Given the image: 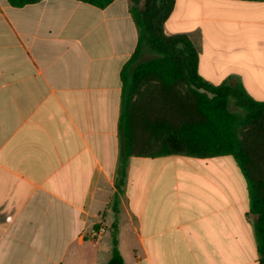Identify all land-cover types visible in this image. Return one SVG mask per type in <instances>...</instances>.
Here are the masks:
<instances>
[{
    "label": "crops",
    "instance_id": "1",
    "mask_svg": "<svg viewBox=\"0 0 264 264\" xmlns=\"http://www.w3.org/2000/svg\"><path fill=\"white\" fill-rule=\"evenodd\" d=\"M131 7L0 0V264H107L114 233L126 264H259L230 156L132 157L112 208ZM164 32L192 40L204 80L264 102V1L176 0Z\"/></svg>",
    "mask_w": 264,
    "mask_h": 264
},
{
    "label": "trees",
    "instance_id": "2",
    "mask_svg": "<svg viewBox=\"0 0 264 264\" xmlns=\"http://www.w3.org/2000/svg\"><path fill=\"white\" fill-rule=\"evenodd\" d=\"M7 1L23 7L42 0ZM76 1L103 9L115 0ZM129 1L139 39L121 72L120 165L113 210L118 211L132 157L230 156L247 182L259 264H264V102L252 99L240 81L213 85L199 75V50L192 40L164 32L176 0ZM145 49L153 57L144 61ZM232 103L244 114L232 111ZM107 264H126L115 233Z\"/></svg>",
    "mask_w": 264,
    "mask_h": 264
},
{
    "label": "rangeland",
    "instance_id": "3",
    "mask_svg": "<svg viewBox=\"0 0 264 264\" xmlns=\"http://www.w3.org/2000/svg\"><path fill=\"white\" fill-rule=\"evenodd\" d=\"M145 0H143V2H144ZM142 5H143V3H142ZM141 5V6H142ZM153 57V54L148 50V49H146L145 50V52H144V54H143V56H142V60H148V59H150V58H152ZM230 109L232 110V111H234V112H237V113H239V114H244V112L242 111V110H240V109H238L233 103L231 104V106H230ZM229 158H231L232 160H233V158L232 157H229ZM234 161V160H233Z\"/></svg>",
    "mask_w": 264,
    "mask_h": 264
},
{
    "label": "built area",
    "instance_id": "4",
    "mask_svg": "<svg viewBox=\"0 0 264 264\" xmlns=\"http://www.w3.org/2000/svg\"><path fill=\"white\" fill-rule=\"evenodd\" d=\"M104 232H105V229L103 227H100L98 229H94L89 234V239L93 242L99 241L102 238Z\"/></svg>",
    "mask_w": 264,
    "mask_h": 264
}]
</instances>
